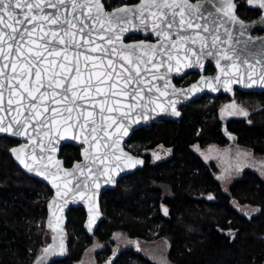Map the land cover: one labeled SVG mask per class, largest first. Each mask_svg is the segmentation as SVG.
<instances>
[{
    "label": "trees",
    "instance_id": "1",
    "mask_svg": "<svg viewBox=\"0 0 264 264\" xmlns=\"http://www.w3.org/2000/svg\"><path fill=\"white\" fill-rule=\"evenodd\" d=\"M120 1L105 0L107 6ZM236 1L243 19L259 16L260 11L250 8L247 0ZM214 70L212 65L206 68L207 73ZM198 76L191 72L175 81L187 85ZM236 99L251 111L248 119L223 122L220 108L231 97L205 95L184 105L179 120L136 129L126 147L146 158L144 167L103 193L105 218L93 235L84 228L85 210L70 209L67 253L50 264H76L95 241L104 244L97 253L99 261L157 264L136 243L113 254L112 236L117 231L137 241L167 238L173 264H263L264 179L246 169L226 192L215 176L216 163L194 150V146L236 142L264 154V92L238 91ZM18 143L0 136V264H33L45 246L47 202L53 193L14 161L10 149ZM81 148L62 147L67 166L80 159ZM234 202L257 211L252 216L244 214Z\"/></svg>",
    "mask_w": 264,
    "mask_h": 264
},
{
    "label": "snow or ice",
    "instance_id": "2",
    "mask_svg": "<svg viewBox=\"0 0 264 264\" xmlns=\"http://www.w3.org/2000/svg\"><path fill=\"white\" fill-rule=\"evenodd\" d=\"M248 2L264 9V0H248ZM234 8L232 0H222L216 13L208 12L212 17L210 29L200 22L203 20L201 5L191 4L189 0H144L140 6L131 9L125 7L112 13L105 12L100 0H0V133L28 138L32 145L30 159L22 154L23 146L19 151L15 148L11 151L25 168L41 176L46 175L45 172L40 171L45 153L43 141L38 137L42 134L48 138L52 131L49 125L58 123L56 117H63L65 123L69 120L73 121L68 125L69 129L79 126L83 131L91 124L89 137L97 141V150L99 149L96 135L98 128L103 134L102 139L110 140L113 147L118 146L119 137L111 139L113 134L108 132V128L117 124L119 119L117 132H120V135H127L125 121L129 119L130 113L139 110L143 114L149 105L156 102L157 93L159 96L168 95L167 91H161L160 86L151 84L152 80H163L167 89L169 72H180L183 68H191L194 64L202 66V57L213 55L216 52V45L222 43L219 34L221 28L231 41V33L227 27H224L225 24L230 27L239 24V34L244 35L248 26L235 17ZM45 9L53 11L45 12ZM137 18L138 24L134 22ZM45 23L52 26L48 32H44ZM149 23L163 41L158 46H147L153 49L151 54L143 51V45L140 46L142 55L135 59L126 48L131 47L135 50L136 46H124L117 51L115 44L120 40L119 33L127 31L128 27L142 26L147 29ZM38 28L39 32H37ZM187 30H192V34H187ZM95 33L109 34L105 47L97 43L89 48L94 43L92 37ZM173 34L176 36V41H172ZM38 39L43 42L37 43ZM243 43L247 46L251 41L244 40ZM260 43L261 51L264 52V41ZM181 48L185 53L182 59L179 55H175ZM89 52L98 55H89ZM217 54L219 58L233 59L228 57L224 50H220ZM108 56L121 58L120 72L116 77L121 83L118 91H113L116 88L115 83L110 84L107 89L99 87L104 80L113 79L114 60L107 59ZM13 57L15 60L12 59ZM101 57L104 59L102 60ZM90 61L91 67H89ZM123 61L127 62L128 67L124 66ZM97 62L101 64L103 71H94ZM82 63L84 71L81 69ZM9 66L10 72L6 71ZM231 66L236 68L234 60ZM247 67L251 69L252 65L248 64ZM161 69H164L163 73ZM149 75L151 79H146ZM214 79L221 86L229 89L233 82H244L242 79L234 80L229 76L223 81L219 76ZM248 80L250 82L245 84L246 87L255 85L264 87V69L256 78H253V74L249 72ZM204 87H214V85L205 83ZM5 88L8 89L7 104L4 102ZM199 90L194 84L187 91L192 93ZM146 92L151 93L147 100L144 95ZM172 92L173 95L176 94L174 88ZM93 93L97 96L102 94L101 99L95 100ZM120 97H127L132 102L125 106L121 104ZM109 100L112 101V105L119 107L110 106ZM46 101L62 106L63 112L59 107H52L51 114L47 118H42L43 114L49 111L48 108L43 107ZM93 101L94 106L98 105L100 109L95 115L85 107V104ZM175 103L169 101L172 111L178 116L180 113L176 111ZM125 107L127 111H124ZM156 107L160 111L165 110L163 105ZM6 108L15 113L7 121L4 115ZM106 113H116V115H106ZM244 115H247V112ZM137 122L138 118L133 115L131 123ZM29 128L32 131L31 135ZM48 143L51 144L52 140L49 139ZM85 158L88 159L87 153ZM100 163L103 161L101 160ZM135 163L142 161H135L130 166H134ZM76 169L81 170V165H76ZM107 171L108 169L105 168L100 175H106ZM81 174L84 175L82 170ZM93 175L94 173L89 169L87 176ZM50 179L55 183L57 177L51 176ZM92 183L95 187H99L95 180ZM57 195L60 193L58 192ZM164 211L167 212V209ZM56 250L60 252L65 250L62 241L59 249L49 245L44 252L49 254ZM44 260V257H40L36 264H44Z\"/></svg>",
    "mask_w": 264,
    "mask_h": 264
},
{
    "label": "water",
    "instance_id": "3",
    "mask_svg": "<svg viewBox=\"0 0 264 264\" xmlns=\"http://www.w3.org/2000/svg\"><path fill=\"white\" fill-rule=\"evenodd\" d=\"M100 2L104 5L103 0ZM222 0H189L191 4H200L201 10L203 12V20L200 22L202 25L207 26L211 29V20L212 17L208 15V12L216 13V9L219 7V3ZM144 3V0H139L135 4H124L113 9H107L104 5V10L107 13L116 12L122 8H134L140 6ZM232 3L235 5L234 15L235 17L244 23L247 27L244 35L239 34V24L230 27L228 24H225L224 27H227L231 33V41H229L228 36L224 33L223 28L219 30L221 44L216 45V52L211 56L202 57V66L193 65L191 68H183L182 71L176 72L171 71L168 73L167 80L169 82V87L165 89L163 80H152L151 84L158 85L161 88V91H167V96H158V99L154 104L148 106L145 109L143 114L139 110H136L135 113L129 114V119L125 121V127H127V135H120V132H117V125L119 124V119H117V124H113L111 128H108V132L112 133L111 139H116L119 137L118 146L113 147L110 143V140L102 139V133L97 129V140L99 141V149L97 150V141L91 140L89 137V132L92 127L90 124L83 131L79 126L68 128L69 124H72L73 121L69 120L67 123L64 122L63 117H56V121L49 125L52 128V131L49 133L48 138H45L42 134L38 137L43 141L44 144V153L45 158L41 162L42 166L40 171L45 172V176L39 175L37 172L30 171L25 168L24 165L16 158V155L11 151L12 149H17L18 151L23 146V153L27 155L30 159V149L32 147L30 141L27 137L24 136H14L12 134L0 133V136H8L20 141V143L14 145L10 149V153L13 156L14 161L24 170L27 174L34 176L40 179L44 184L48 185L52 190V196L47 202V217H46V232L49 236L48 243L43 247L41 253L37 256L33 264H36L38 258L44 257V264H50L53 261L63 258L67 253L68 248V232H67V221H68V212L71 208H83L86 212V219L84 222V228L86 232L90 235H93L100 223L105 218V214L102 210L101 199L103 193L108 189H114L118 185V182L121 178L136 172L139 168L144 167L146 163V158L142 155H136L130 151L126 145L127 142L132 137L133 132L141 127H147L152 125L155 122H160L164 120H179L183 117L182 107L186 104L191 103L192 101L199 99L205 95L219 96L221 94L228 95L232 98V102L236 103L235 97L238 91L244 92H264V87L260 85H255L252 87H246L245 84L249 83L248 74L251 72L253 78H256L261 73V70L264 69V52L261 51V41H264V34L256 35L260 30H264V9H261L259 5L253 3L248 6L253 9H258L261 11V16L254 20H245L238 14V4L236 0H232ZM53 11L51 9H45V12ZM217 15H221L218 14ZM7 22V21H6ZM138 24V18L134 21ZM35 23V22H34ZM115 26V23L114 25ZM31 27V25L29 26ZM52 27L45 23L44 32H48L49 28ZM127 27V25H125ZM39 32V28L37 29ZM138 34L143 37L139 40H126L130 35ZM187 34H192V30H187ZM215 34V33H213ZM120 40L116 42L115 46L117 51H119L124 46H136L135 50L131 47H127L126 51L131 52L132 58L135 59L138 56H141L140 46L143 45V51L151 54L153 49H149L147 46H158L163 43L162 39L156 35V32L152 30L151 23L148 24L147 29L144 27H128L127 31L119 33ZM205 35V33H202ZM108 33H95L92 39L94 43L89 46V48L94 47L95 44H100L101 47L106 46V41L108 39ZM148 37L152 39L147 40ZM34 38L36 35L34 34ZM244 40H250L247 46L243 43ZM172 41H176V36L173 34ZM43 41L38 39L37 43H42ZM198 47V45H197ZM224 50L227 52V58H219L218 52ZM89 55H98V53H88ZM184 50L181 48L179 55L182 59L184 55ZM15 60V57L12 58ZM103 60L104 58L101 57ZM107 59L114 60L115 72H113L112 80H104V83L99 85V87L107 89L110 84L115 83L116 88L113 91H118L121 87L120 79H116L117 74L120 72L119 63L121 62L120 57L113 58L108 56ZM148 59V57H144ZM159 59V56H157ZM191 59V57H190ZM233 60L236 63V68H232ZM91 61L89 62V67H91ZM106 63V60H104ZM124 66L128 67L126 61H123ZM251 64L252 68L248 69L247 65ZM212 65L214 71L212 73H207L206 68ZM81 69L84 71L83 63L81 64ZM223 70V72H222ZM6 71L10 72V66ZM94 71H103V68L99 62ZM163 73L164 69L160 70ZM191 72H196L199 76L190 82L187 85L177 84L175 79H181ZM219 76L220 80L223 81L226 76L229 78L242 79L243 83L233 82L231 88L223 87L218 83L214 78ZM204 78L203 80L201 78ZM103 79V77H102ZM146 79H151L150 75ZM205 83H211L214 87H204ZM197 85L200 89L199 91L189 93L187 90L191 88L192 85ZM176 90V94L173 95L172 89ZM43 91V89H42ZM145 100L151 93H145ZM95 97V100H100L101 96H97L95 93L92 94ZM121 104L127 105L132 101L127 97H120ZM8 100V89H4V102L7 104ZM169 101H175L176 111L180 115H176L169 104ZM63 103V102H62ZM108 104L113 107H119L118 105H112V101L109 100ZM163 105L164 111H160L156 106ZM15 107V105H13ZM43 107L49 109L48 112L43 114L42 118H47L51 114L52 107H59L60 111L63 112V107L56 105L51 101H46L43 104ZM85 107L94 113L100 111L99 106H94V101L91 103L85 104ZM124 111H127V108H124ZM5 121H7L12 115H15L10 109H5ZM106 115H116V113H106ZM138 118L137 123H131L132 116ZM66 129H68L66 131ZM122 131V130H121ZM29 134H32L31 128H29ZM51 139L52 143L49 144L48 140ZM65 144H72L75 146H81V157L73 162L72 165L67 166L65 159L61 157V149ZM107 144V146H106ZM51 149H54L52 151ZM39 152V149L37 150ZM87 153L88 159L85 158ZM127 154V155H124ZM118 157V159H117ZM103 163H100V161ZM135 161H142V163H135ZM81 165V170L84 175L81 174V170L76 169V165ZM105 168L108 169L106 175H100V172ZM91 170L94 173L93 176H87V172ZM51 176H56L57 179L55 183L50 179ZM95 180L96 184H99V187H95L92 181ZM59 186V187H57ZM60 195H57V193ZM83 194V196L81 195ZM62 209V211H61ZM61 241L63 242L64 251L60 252L58 250L51 251L49 254H45L44 249L48 248L49 245H52L54 249H59ZM136 244L138 241L136 240ZM112 258L109 259L105 264H110Z\"/></svg>",
    "mask_w": 264,
    "mask_h": 264
},
{
    "label": "rangeland",
    "instance_id": "4",
    "mask_svg": "<svg viewBox=\"0 0 264 264\" xmlns=\"http://www.w3.org/2000/svg\"><path fill=\"white\" fill-rule=\"evenodd\" d=\"M226 101L220 108V118L223 122L230 118H245L248 119L251 111L242 103ZM247 112V115L244 113ZM194 150L207 162L213 161L218 167L215 176L220 181L226 192H229L230 185L234 180L239 178L246 169L256 171L264 179V154H256L251 148L241 146L236 142H232L227 146H220L215 143L208 144L204 147L194 146ZM235 206L236 202H234ZM243 209H248L247 213L257 211L256 208L245 205ZM241 211V212H242ZM253 215V214H252ZM49 236L45 234V245L48 243ZM113 254L118 251L133 247L136 240L130 238L124 232L117 231L112 236ZM104 244L95 241L85 251L83 257L76 264H105L99 261L97 253L103 248ZM139 250L155 261L157 264H173L169 257L170 242L167 238H160L154 241L138 240Z\"/></svg>",
    "mask_w": 264,
    "mask_h": 264
},
{
    "label": "flooded vegetation",
    "instance_id": "5",
    "mask_svg": "<svg viewBox=\"0 0 264 264\" xmlns=\"http://www.w3.org/2000/svg\"><path fill=\"white\" fill-rule=\"evenodd\" d=\"M248 1V0H247ZM103 2H104V5H105V7L107 8V9H113V8H115V7H118V6H121V5H124V4H135V3H137V2H139V0H121L119 3H117V4H114L113 6L112 5H109V6H107V4H106V2H105V0H103ZM248 4V3H247ZM258 10V9H257ZM260 11V10H259ZM261 16V11H260V14H259V16L258 17H256V18H254V19H257V18H259ZM253 19V20H254ZM256 35H262V34H264V30H260V31H258L257 33H255ZM129 37H130V39H129ZM127 39L128 40H139V39H143V37L141 36V35H138V34H134V35H130ZM126 39V40H127ZM150 39H152V37H148L147 38V40H150ZM180 85H183V84H180ZM213 196H208V198H212ZM236 206L238 207V209L240 210V211H242V208L243 207H245L244 205H241V204H236ZM248 209H243V213L244 214H247V215H250V216H252V214H254L255 213V211L251 214V213H247L246 211H247ZM264 264V263H263Z\"/></svg>",
    "mask_w": 264,
    "mask_h": 264
}]
</instances>
